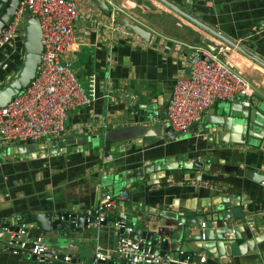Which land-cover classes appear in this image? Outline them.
Wrapping results in <instances>:
<instances>
[{"label":"crops","instance_id":"0c3cea01","mask_svg":"<svg viewBox=\"0 0 264 264\" xmlns=\"http://www.w3.org/2000/svg\"><path fill=\"white\" fill-rule=\"evenodd\" d=\"M169 1L264 59V32L252 30L255 24L264 22V0ZM112 8H119V16L149 32L151 41L133 31L124 36L111 30ZM78 10L75 31L80 37L67 57L84 89L89 76H97L98 98L89 106L70 111L66 133L52 142L0 140V148H13L0 158V225H25L30 242L41 241L48 252L70 258L41 255L43 258L36 260L12 253L3 246L6 233L0 240V264H83L84 260L91 264L98 248L108 257L117 255V230L107 224L95 223L82 233L63 235L56 245L55 239L44 237L33 222L21 219L47 210L88 216L107 192L127 194L109 212L110 220L123 218L161 238L178 230L175 237L180 240L183 229H187L188 239L201 232L204 238L205 230L212 228L217 233L223 224L232 228L228 235L231 241L214 239L207 242V247L192 246L195 253L199 252L193 264H264V209L242 215L247 203L264 198V128L260 127L262 138L252 145L239 135L245 125L237 112L233 122L228 117L226 129L217 123L219 116L229 115V105L257 110L264 118V67L238 51L224 52V59L248 79L251 92L216 101L197 128L166 142L162 135L163 127H167L165 118H146L142 106L152 99L157 101L153 110L160 111L168 103L175 80L187 75L189 52L177 49L176 42L212 50L214 36L159 0H79ZM23 55V38L18 31L0 49V88L17 73ZM112 94L116 101L107 97ZM125 129L131 131V138L112 139ZM157 163L173 169H156ZM140 169L149 172L135 174ZM121 172L123 180L117 178ZM200 173V180L218 184L219 190L187 184ZM171 175L183 178L174 180ZM230 198H234L233 203H245L232 209L235 219L214 220L216 210H225ZM201 222L207 223L205 228Z\"/></svg>","mask_w":264,"mask_h":264},{"label":"built area","instance_id":"2783aa9c","mask_svg":"<svg viewBox=\"0 0 264 264\" xmlns=\"http://www.w3.org/2000/svg\"><path fill=\"white\" fill-rule=\"evenodd\" d=\"M78 1L18 0L17 8L7 22L6 30L0 32L1 49L17 34L25 12L29 11L31 15L39 18L42 44L40 62L34 78L25 90L0 107V140L3 142L41 140L52 142L66 133V121L70 111L89 106L98 98L97 76L90 75L84 89L78 82L71 61L67 57L80 37L75 31V23L80 15ZM110 3L112 4V1ZM119 12V8H112L109 14L110 28L126 36L131 30L120 22ZM252 30L254 33L264 32V22L255 24ZM214 38L216 44L212 50L194 43L175 44L177 49L184 48L189 52V70L186 76L175 80L166 106L164 124L173 131L186 134L192 125L200 123L216 101H229L238 95H248L251 92L252 87L248 79L222 55L227 50L236 52L237 50ZM107 97L112 102L117 100L114 94ZM187 184L219 190L218 184L208 180L195 179ZM125 198L127 194L122 192L116 195L104 193L93 210L88 211V216H94L96 224L104 223L117 231L123 230L117 251L132 264H168L171 259L144 250L141 247L144 240L137 235L130 236L134 229L125 219L108 218L109 212ZM206 225V222H201L202 228ZM28 228L23 225L18 231H10L5 247L15 254L27 251L36 255L46 254L49 251L48 246L41 241L28 240ZM52 257L56 258V253H52ZM107 257L98 248L95 259ZM69 258L65 257L66 260ZM204 259L201 258L202 261ZM178 264H188V261L186 259Z\"/></svg>","mask_w":264,"mask_h":264},{"label":"water","instance_id":"95a60500","mask_svg":"<svg viewBox=\"0 0 264 264\" xmlns=\"http://www.w3.org/2000/svg\"><path fill=\"white\" fill-rule=\"evenodd\" d=\"M159 1L169 6L174 11L182 14L184 17L188 18L191 22L207 30L214 37L223 41L227 45L235 48L238 52L251 58L252 60H254L255 62H257L258 64L264 67V59L255 52H253L252 50H250L249 48H247L245 44L238 43L236 40L230 39L220 31L207 25L199 18L185 11L177 4L169 0H159ZM17 5H18V0H0V32H4L6 30L7 22L9 21L10 17L14 14ZM119 20L123 25H125L131 31L139 35L145 41L147 42L151 41V36L149 32H147L145 29L141 28L136 24H132L128 22L122 16L119 17ZM18 31H19V35L23 38V46H24L23 60L19 67V70L14 75V77L5 86L0 88V107H3L12 99V97H14L19 92L25 90L28 87L30 81L34 78L37 72L38 64L40 62L42 44L40 39L41 31H40L39 18L35 15H31L29 11H26L19 25ZM156 103L157 101H154L152 99H147L145 101L142 107L144 109V115L146 118L151 119L152 117H159V116L161 118L166 117L167 102L163 104V107L160 111L153 110V105ZM234 112H237V115L241 123L245 125L243 133H240L239 135H243L244 142H247L248 144L256 145L257 144L256 141L258 142V139H261L262 136L264 135L262 129H260V127L264 128V118H262L258 114L257 110L248 111L246 109L242 110L239 108L233 109L232 105H229V110H228L229 115L219 116L221 120H219L217 123L221 129H226L227 126H229L228 117H231V121L233 122ZM198 126L199 123H195L194 125L191 126V128L193 127L197 128ZM245 130L248 133L247 136H245ZM162 135L165 137L166 142H172L175 139L182 138L185 135V133L173 131L172 128L167 126V127H163ZM131 137H132L131 131L125 129L123 132H119V134L113 137L112 139L114 141H123ZM106 149H109L108 146L106 147ZM12 151L13 148L12 149L10 148L8 149L6 147L0 148V158H4L7 153H11ZM42 151L45 153V148ZM156 166H157L155 167L156 169L163 168L168 170V172H170L173 169L170 166L166 165V163L163 164L157 163ZM145 172H149V170L140 169V172L135 174H143ZM123 175L124 172L118 173L117 178L123 180ZM171 178L174 180H178L183 178V176L177 178L171 175ZM194 178L195 179L201 178V173L195 176ZM231 200H234V198H230V202L228 203L227 206H225L226 208L225 210H220V211L216 210L218 214L216 215V219L214 220L217 219L228 220L229 218L235 219V216L232 213V209L236 207L239 208L245 203L240 202L238 200H236V202L233 203L231 202ZM223 202L226 203L227 200H224ZM228 209H230L231 211L227 212ZM259 209H264V198L254 203H247V210L242 211V215L244 217H247L249 213L258 211ZM21 219L26 220V222H33V226L38 227L40 233L44 237L54 238L56 245H60L59 243H61L60 241L61 236L66 234H71L73 232L82 233L84 230L88 229L89 225L96 223V219L94 216H86L78 213L62 212L60 210H51V211L47 210L45 212H36L22 216ZM133 223L135 224L134 221ZM130 225L134 227L133 232L144 240L141 243V247L144 250H149L154 255H159L165 259H171L168 264H178V262L184 261L186 259L188 261V264H191L193 262L194 255L199 254V252L195 253V248H193L192 246H195L197 248L207 247L208 246L207 242L213 241L214 239H217L218 241L224 243L226 239L229 241L232 240V237H228V235L231 233L232 228H229L224 224L217 230V233H215V231L212 228L203 231L204 238H202L201 236L202 232L197 235L189 236L191 242L188 241L189 239L186 237L187 229L182 230L184 232L183 236L180 240H177L175 236L178 230L175 233H172L168 238L166 237L161 238V235L157 233L143 230L142 228L137 227L133 224ZM19 227H20L19 224L15 226H10L8 222L1 224L0 228H2L1 229L2 231L0 234V240L3 238L4 234L6 235L7 233L8 235L10 231H18ZM122 233H123L122 229L117 231L118 247L120 246ZM196 241H199L200 243H197ZM3 246H5V243L3 244ZM217 246H219L221 249L222 245L219 242H217ZM116 254L117 255L112 254L109 257L100 260L95 259L94 257L91 264H132L128 258L121 257L117 251ZM44 255H48L52 258L51 252H47ZM23 256L30 257L36 260L43 258L41 255L39 256L30 253L29 251L23 252ZM65 257L66 256L64 254L56 255V258L60 260H64ZM83 264H85V260L83 261Z\"/></svg>","mask_w":264,"mask_h":264}]
</instances>
